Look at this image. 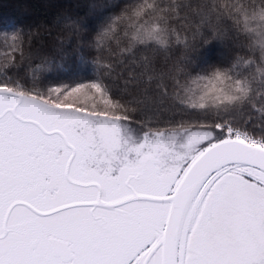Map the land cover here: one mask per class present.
Instances as JSON below:
<instances>
[{
	"label": "snow or ice",
	"instance_id": "6c2138e0",
	"mask_svg": "<svg viewBox=\"0 0 264 264\" xmlns=\"http://www.w3.org/2000/svg\"><path fill=\"white\" fill-rule=\"evenodd\" d=\"M0 264H264V0L0 19Z\"/></svg>",
	"mask_w": 264,
	"mask_h": 264
},
{
	"label": "trees",
	"instance_id": "16d2710c",
	"mask_svg": "<svg viewBox=\"0 0 264 264\" xmlns=\"http://www.w3.org/2000/svg\"><path fill=\"white\" fill-rule=\"evenodd\" d=\"M103 0H97L102 3ZM66 0H0V19H16L26 25H46L63 10ZM83 14V10H81Z\"/></svg>",
	"mask_w": 264,
	"mask_h": 264
}]
</instances>
